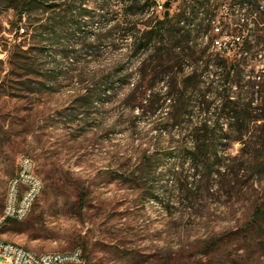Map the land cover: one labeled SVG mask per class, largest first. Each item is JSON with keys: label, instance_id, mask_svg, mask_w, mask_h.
<instances>
[{"label": "rangeland", "instance_id": "374dc122", "mask_svg": "<svg viewBox=\"0 0 264 264\" xmlns=\"http://www.w3.org/2000/svg\"><path fill=\"white\" fill-rule=\"evenodd\" d=\"M108 1L102 6L100 0H82L89 12L82 17L86 32L97 34L98 24L121 14L118 0ZM153 1L149 12L155 13L157 1L170 2L175 16L183 0ZM214 12L215 26L224 32L218 40L231 42L218 22L230 11L219 1ZM18 28L15 13L0 5V240L37 254L79 250L81 264H264V221L254 232L248 228L255 209L264 210V174L251 175L245 159L228 160L239 157V143L222 147L231 157L221 161L228 168L225 176L193 178L179 151L185 127L170 134L158 123L167 112L163 101L156 117L128 105L141 78V59L134 57L131 40H84L74 61L61 63L47 89L38 91L36 82H28L39 79L9 65L18 46L28 48ZM208 54L218 52L211 48ZM253 56L246 73L264 68V53ZM189 72L185 66L183 73L167 78ZM89 93L100 94L99 106L76 107V99ZM69 111L77 114L70 125ZM251 129L258 136L264 123ZM146 150L165 159L158 170L163 175L155 187L157 199L145 195L148 181L140 158ZM23 157L33 161L43 191L24 221H8L6 203ZM173 168L184 169L181 189L167 173ZM137 169L143 175H134Z\"/></svg>", "mask_w": 264, "mask_h": 264}, {"label": "trees", "instance_id": "16d2710c", "mask_svg": "<svg viewBox=\"0 0 264 264\" xmlns=\"http://www.w3.org/2000/svg\"><path fill=\"white\" fill-rule=\"evenodd\" d=\"M100 1L102 6L109 5L108 0ZM219 1L230 11L218 22L232 38L231 49L209 55L214 41L224 34L223 30L215 34L214 3ZM118 2L121 14L106 24H98L95 34L84 29L87 23H83L82 17L89 12L82 8V0H0V5L15 13L18 33L28 41L26 50L18 46L11 54L9 65L26 77L39 79L28 83L36 82L38 91H45L61 63L74 61L84 40L95 37L100 42L114 36L116 40H131L134 57L141 59V78L128 105L141 110L143 115L156 117L161 109L158 104L163 101V106H167L165 122L158 123L166 125L163 130L170 134L185 127V141L179 145V151L189 163L193 178L226 175L228 168L221 161L230 154L222 150L225 142L241 145L239 157H230L229 161L245 159L251 175L264 174V131L257 136L251 129L252 125L264 123V68L248 73L244 70L249 55L257 58L264 53V0H183L179 13L167 18L149 12L153 0ZM99 18L104 20L105 16ZM229 53H233L232 58L217 56ZM185 66L189 74L167 78L183 73ZM99 101L100 94L89 93L78 97L75 105L86 111L98 107ZM73 117L77 119V114L69 111L65 118L68 125ZM164 161V155L149 154L147 150L140 158V164L145 163V195L149 199H157L155 187L163 175L158 170ZM139 171L133 174L143 175ZM167 173L181 189L178 178L184 169L173 168ZM263 221L264 210L256 208L248 228L254 232Z\"/></svg>", "mask_w": 264, "mask_h": 264}, {"label": "built area", "instance_id": "2783aa9c", "mask_svg": "<svg viewBox=\"0 0 264 264\" xmlns=\"http://www.w3.org/2000/svg\"><path fill=\"white\" fill-rule=\"evenodd\" d=\"M165 3L155 2V15L165 13ZM220 32L217 27L215 33L218 35ZM212 49L217 52H229L231 45L223 39H216ZM42 191L43 183L35 173L33 161L23 157L20 160L19 173L11 182L4 214L5 220L24 221ZM0 259L5 264H81L82 253L75 250L69 253L37 254L18 244L0 240Z\"/></svg>", "mask_w": 264, "mask_h": 264}, {"label": "water", "instance_id": "95a60500", "mask_svg": "<svg viewBox=\"0 0 264 264\" xmlns=\"http://www.w3.org/2000/svg\"><path fill=\"white\" fill-rule=\"evenodd\" d=\"M165 7H166V11L164 13V17L167 18L170 15V13H169L170 2H166Z\"/></svg>", "mask_w": 264, "mask_h": 264}]
</instances>
